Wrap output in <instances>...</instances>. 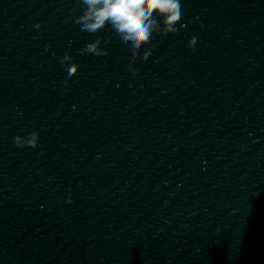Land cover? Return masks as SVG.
Segmentation results:
<instances>
[{"label":"clouds","instance_id":"clouds-1","mask_svg":"<svg viewBox=\"0 0 264 264\" xmlns=\"http://www.w3.org/2000/svg\"><path fill=\"white\" fill-rule=\"evenodd\" d=\"M77 2L80 6V14L75 15L74 23L80 26L82 32L90 34L110 26L114 34L129 48L127 71L131 75H136L134 64L138 58L141 61L148 59L151 49L146 46L151 45L154 34L161 37L175 36L179 31L177 25L183 19L181 0H77ZM73 12H76L75 8ZM40 26V23L35 25L36 28ZM196 43L197 38L193 36L188 42L189 49L194 51ZM101 44L102 39L98 37L81 48L80 53L93 54L97 57L107 56L108 51L101 47ZM142 47L146 50L141 55L139 50ZM73 59L68 52H65L60 63L65 65ZM78 69V63H70L67 77L71 78ZM38 141L39 130L31 131L26 136L17 135L14 138V144L19 148L25 146L35 148L38 146Z\"/></svg>","mask_w":264,"mask_h":264}]
</instances>
